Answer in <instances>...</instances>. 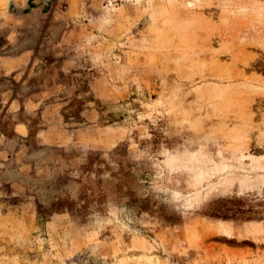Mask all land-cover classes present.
I'll return each mask as SVG.
<instances>
[{
    "label": "rangeland",
    "instance_id": "1",
    "mask_svg": "<svg viewBox=\"0 0 264 264\" xmlns=\"http://www.w3.org/2000/svg\"><path fill=\"white\" fill-rule=\"evenodd\" d=\"M4 11L0 264H264V0Z\"/></svg>",
    "mask_w": 264,
    "mask_h": 264
},
{
    "label": "crops",
    "instance_id": "2",
    "mask_svg": "<svg viewBox=\"0 0 264 264\" xmlns=\"http://www.w3.org/2000/svg\"><path fill=\"white\" fill-rule=\"evenodd\" d=\"M22 2H24V0H0V4H2V7L0 5V20L4 18L3 13L5 12L4 10L7 8L9 3L22 4ZM29 53H30L29 51H24V53H21L17 56H12V57L0 56V80L6 79L7 81L12 82L14 78H11V77L15 76L14 74L15 71H17L19 67L23 66L25 63L29 61L31 57ZM8 77H10L12 80L8 79ZM1 86L2 85L0 81V87ZM6 86L5 88H8ZM10 87L11 88L8 91L5 89L0 90L1 100L10 98L8 104L6 105L7 108L4 114L5 117H8L9 115H11V112L13 114V112L17 111L18 109V106L16 102L14 101L15 99H13V96H12V93L14 90L12 89V84L10 85ZM53 93L54 92H51L50 94L53 95ZM25 98L26 99L24 101V104H25L24 107H26L27 109H30L31 111L36 110L40 106V103L42 102V97L36 98L35 96H32V95H25ZM12 129L15 133H17L20 136V138L27 136L29 134L28 127L25 124L20 123V122H14Z\"/></svg>",
    "mask_w": 264,
    "mask_h": 264
}]
</instances>
